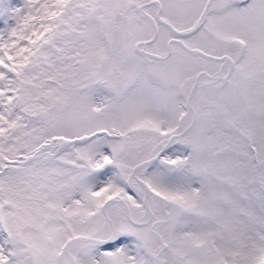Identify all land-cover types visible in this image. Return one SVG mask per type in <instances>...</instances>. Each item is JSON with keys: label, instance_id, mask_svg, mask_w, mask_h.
I'll use <instances>...</instances> for the list:
<instances>
[{"label": "snow or ice", "instance_id": "1", "mask_svg": "<svg viewBox=\"0 0 264 264\" xmlns=\"http://www.w3.org/2000/svg\"><path fill=\"white\" fill-rule=\"evenodd\" d=\"M0 264H264V0H0Z\"/></svg>", "mask_w": 264, "mask_h": 264}]
</instances>
